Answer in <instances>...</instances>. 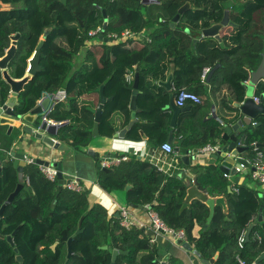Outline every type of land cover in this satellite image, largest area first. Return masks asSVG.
<instances>
[{
    "label": "trees",
    "instance_id": "trees-1",
    "mask_svg": "<svg viewBox=\"0 0 264 264\" xmlns=\"http://www.w3.org/2000/svg\"><path fill=\"white\" fill-rule=\"evenodd\" d=\"M188 1L191 8L180 16L173 28V17ZM228 1L232 0H156L148 4L144 0H66V3L62 0H0V58L11 47L12 36L19 35L16 51L7 65L9 74L15 79L24 76L27 60L35 52L43 29L55 26L41 49L43 68L21 94L15 111L19 114L29 112L44 91L56 93L66 89L67 100L57 104L50 118L66 121L57 134L59 141L78 153L87 154L94 139V112L88 107H97V89L109 79L104 87L108 100L99 129L100 136L111 138L117 116L129 119L134 76L139 67L138 121L127 138L138 139L139 129L143 128L148 145L158 147L168 140L173 114L167 107L170 93L155 81L166 79L170 63L174 62L179 67L174 74L175 94L186 89L201 98V103L192 104L190 110L179 113L174 128L179 144L185 149L220 144L224 126L235 124L241 116L231 102L245 99L249 68L256 67L261 59L264 0H234L230 16L236 26L222 29L225 46L214 37H202L196 46L197 54H194L192 37L185 29L200 31L219 23ZM104 11L108 16L104 37L108 41L111 40L109 34L130 30L145 33L151 42L139 38L115 44L98 42L99 34L92 37L89 32L103 27ZM255 58L254 65L250 60ZM229 63H232L231 70L223 74ZM217 65L209 81L212 89L208 93L202 86L207 82V79L203 81L202 73L204 68L212 69ZM130 73L133 74L131 78L128 77ZM9 94L10 86L3 79L0 68V105L7 101ZM262 95L264 81L259 82L256 90L257 97ZM211 103L219 108L221 122L215 118L203 121L202 110ZM222 108L228 117L220 112ZM254 121L256 125L245 132L247 144L252 148L255 143L258 149H263L264 114ZM14 137L7 133V125H0V160H3L0 207L18 184V171L8 154ZM195 170L194 185L210 197H224L226 201V208L222 204L215 206L206 230L209 206L194 199L182 209L189 185L183 178L160 171L138 154L129 155L111 171H99L98 183L109 195L122 192L132 207L149 204L169 226L185 232L187 241L203 259L211 260L219 253L215 264H241L238 257L245 264H264V259L257 261L264 253L261 223L254 225L243 248L238 245L239 237L248 231L264 206L260 196L264 191L252 184L250 177L242 182L240 178L231 181L218 165H199ZM25 173L31 193L22 198V191L5 207L0 220V235H3L0 236V264H111L115 249L128 252L119 254L115 264H161L169 242L161 251L144 234L143 228L136 226L128 230L122 227L116 211L101 203L90 204L87 186L82 192L67 187L59 191L58 180H48L36 163L26 165ZM128 185L131 188L127 190ZM231 186L238 191L233 188L230 191ZM21 223L22 228L14 237L15 246H12L4 236ZM79 229L82 231L75 234ZM63 231L68 237L73 236V254L69 258ZM18 255L22 256V262L17 260ZM178 262L172 256L168 264Z\"/></svg>",
    "mask_w": 264,
    "mask_h": 264
},
{
    "label": "water",
    "instance_id": "water-1",
    "mask_svg": "<svg viewBox=\"0 0 264 264\" xmlns=\"http://www.w3.org/2000/svg\"><path fill=\"white\" fill-rule=\"evenodd\" d=\"M62 2L66 3V0H62ZM146 4L156 2V0H144ZM229 6V4H225V9ZM191 8V2H186L179 10L178 13L173 17L171 21V26L174 28L176 26V23L178 22L180 16L185 13L187 10ZM1 9V5H0ZM105 16V22L103 24L101 33L99 34V39L102 41L107 42L108 39L104 37V34L106 32L107 26H108V16L106 12L104 11ZM228 24H233L230 22V12L229 10H225L223 19L214 25H212L209 28L200 30V31H193L190 28H186L185 32H187L192 37V44H191V50L194 54H197L196 46L202 37H214L217 39L222 46H224L223 40L220 36V31L223 29L224 26H227ZM55 26H49L45 27L43 29V33L41 36V39L35 49V53L33 57L30 59L29 64V70L28 73L20 80H17L9 74V71L7 69L8 61L11 59V57L14 55L16 51V41L19 38V35L12 36L13 43L11 47L8 49L6 55L0 59V68L3 71V79L9 84L11 92L15 95L22 94L26 87L29 85L30 81L32 80L33 76L40 70H42V66L40 65V57H41V49L44 44L45 39L48 37V35L51 33V31L54 29ZM110 51H108L109 55ZM260 56L262 57V60L255 70H251L250 72V79L247 83H245L246 86V98L243 102H236L234 103L235 107H237L241 114L244 115L243 118H240L235 124L232 125H225L224 126V132L222 134V140L220 142L221 149L213 154V158L215 160L220 161L219 162V169L226 175H235L237 173V170L235 167H239L241 163H244L249 166V162L241 157L239 155L246 151L248 147H240L236 146V143L238 141V138L242 135L244 131H246L247 127L251 129L254 127L253 120L258 117L261 114H264V96L262 95L260 97V102L257 103L254 100V90L255 87L264 80V46L263 51L260 53ZM219 65L212 68L207 76V82L210 81L212 75L216 71ZM172 80H173V70H170L169 73V79L167 82L160 81L159 84L165 86L168 90L172 91ZM109 79H107L104 84H102L98 89L97 92H99L100 95V103L97 108L88 107L90 110H92L95 113V121L93 125V136L96 137L100 134L99 124L101 121L103 108L108 100L104 94V87L105 84L108 83ZM139 68L137 69V72L135 73V80L133 84V91H132V97L130 102V109L132 111V121L128 125L127 128L121 130L120 124L118 123L115 127L116 130V137H125L126 131L133 127V125L137 121V96L139 94ZM53 94H51V97ZM17 97L16 96H10L5 103L0 105V125H8V134H10L14 127H20L22 125H27L26 128H24V133H27L30 136L29 139V148H31V151H34V153H37V158H34V163L40 165H51L52 167H55L58 170V186L59 191L63 189V187L67 184V182L75 177V174L71 172L70 170L75 169L79 166V162L76 160L75 157L77 155H80L79 153L75 155V157L71 154H68L66 150L69 148L66 145H64L61 141L57 140L55 136H57L59 129L61 126H63L66 122L62 123H55V124H48L46 120L41 117V113L44 108H46L48 104L47 99L41 100V102L37 103L29 112L25 114H19L15 111V107L17 105ZM170 107L173 110V117L171 121V126L175 127L177 125V119L178 114L182 110H186L190 108V105L179 108L175 104V97L173 93L170 94ZM144 136V134H143ZM145 138V136H144ZM169 143H176L174 140V132L171 130L168 138ZM67 148V149H66ZM176 151L181 152L184 156V160H190L192 151L187 150L185 148H175ZM133 151V150H132ZM88 154L90 156H95L98 159H100L101 155L97 151H88ZM11 161L13 162L14 166L17 168L18 171V184L16 186V189L8 196L7 200L2 204L0 207V220L4 215L5 207L8 204L13 203L19 194L24 191L27 192L29 195L31 193L30 187L25 180L24 177V170L26 166V153H20L12 151L10 152ZM82 156V155H80ZM119 157V156H117ZM105 158H108L105 156ZM102 162L97 163V170L98 171H111L110 168L104 167L101 164ZM81 167V165H80ZM232 170V171H231ZM2 171V161L0 160V172ZM247 173V172H244ZM258 185H263L262 183L258 182ZM130 185L127 186V190L130 189ZM231 191V188H229ZM260 196L264 200V193H261ZM194 199H199L203 202H205L209 208H210V214L207 218V222L205 225V230L210 225L214 213H215V206L217 204H222L226 208V201L224 197H210L207 193H204L200 191L196 186H192L187 191V196L185 199V203L183 205V208H186L190 205V203ZM55 204V201H54ZM139 209L145 210L146 208L144 206H139ZM82 223V219L80 221V225ZM257 223H261L264 228V206L261 207L258 211V217L255 220L254 223H252L249 226V229L247 231L246 237L248 238L254 225ZM22 223L19 224L15 230L9 234L4 236L6 240L12 245L15 246L14 237L19 232V230L22 228ZM82 230H77L75 234L80 233ZM3 237V235H0ZM63 239L67 240L68 242V258L73 254V250L71 247V242L73 239L72 237H68L66 231H63ZM174 243L180 245L185 250H188L190 252H193L197 256V260L195 261V264H215L216 260L219 257V253H216V255L211 260L203 259L200 252L193 248V246L184 239H177ZM173 242H171L168 245V249L171 248ZM102 248L107 249V246H103ZM15 252L18 253V249L15 247ZM128 253L123 252L119 250H113V261L111 264H115V260L119 254ZM171 259V254L168 252L163 259L161 260V264H168L169 260ZM264 259V253L260 256V258L257 259V261H261ZM17 260L22 262L23 258L21 255L17 256Z\"/></svg>",
    "mask_w": 264,
    "mask_h": 264
},
{
    "label": "crops",
    "instance_id": "crops-1",
    "mask_svg": "<svg viewBox=\"0 0 264 264\" xmlns=\"http://www.w3.org/2000/svg\"><path fill=\"white\" fill-rule=\"evenodd\" d=\"M233 3H234V0L228 1L227 3H225V4H229V6L225 10L228 9L229 12H230ZM230 22H232L233 24H228V25L236 26V24L233 21H231V16H230ZM224 27H226V26H224ZM125 31H127V30H125ZM221 31H220V36H221ZM122 32H124V31H122ZM130 32H132V31H130ZM132 33H133V36L130 37V38H134V39L139 38V39H142L143 41L145 40L147 42H151V39L149 37H146L145 33H140V34L139 33H135V32H132ZM262 38L264 39V35H262ZM98 39H99V37H98ZM127 40L128 39L122 40V41H127ZM98 42H105V41H102V40L99 39ZM120 42L121 41H119L117 43H120ZM12 43H13V40H12ZM89 43H91V42H89ZM92 43H93V41H92ZM105 43L115 44L116 42H113L112 39H111V41H107ZM263 44H264V42H263ZM224 46H225V44H224ZM16 48H17V43H16ZM7 51H8V49L6 50V53H7ZM34 53H33V55H34ZM32 57H30L27 60V65L25 67L24 76L28 73V70H29V67H30L29 61H30V59ZM0 59H2V58H0ZM261 60H262V57H261V59H260V61L257 64L256 67H250L249 68V73L251 72V70L257 69V67L259 66ZM250 62L255 65L257 60H256V58L255 59H251ZM231 64L232 63H229L226 66V68L224 69V73L223 74H226V73H228L231 70V68H232ZM138 68L139 67H137V69ZM178 68L179 67H177L174 62L170 63V67H169V71L167 72L166 79L155 81V83L157 85L163 87L167 92H169L170 94L173 93L174 97H176L175 84H174V74H175V71ZM171 69L173 70L172 91L168 90L165 86L159 84L160 81H163V82H167L168 81L169 73H170ZM23 77L17 78V80H20ZM250 77H251V75L249 76V79H250ZM134 80H135V78H134ZM248 81L249 80H247L246 83ZM262 81H264V80H262ZM202 86L207 90L208 93H210V90L212 89V87L209 84V82H203ZM27 88H28V86L26 87V89ZM80 89L82 90V88H80ZM138 89H139V87H138ZM256 90H257V86L255 87V90H254V96L255 97H256ZM10 96H16L17 97V103H19L21 101V94L20 95H15V94H13L11 92V89H10L9 97ZM245 98H246V89H245ZM137 99H138V96H137ZM130 102H131V99H130ZM169 102H170V100H169ZM99 103H100V95H99V102L97 104V107H98ZM231 103L234 105V103H236V102L232 101ZM192 104H194V103H188L186 106L190 105V108L186 109V110H190L192 108L191 107ZM186 106H184V107H186ZM137 107H138V102H137ZM167 107L171 110L172 114H174L173 110L170 107V103H169V105ZM129 108H130V105H129ZM218 110H219V108L217 107L216 104H212V103L210 105L206 104L204 106L203 110H202V117L204 116L203 117L204 118L203 121H205V120H207L209 118H215V119H217L218 121L221 122L223 119L220 117V115L218 113ZM130 111H131V109H130ZM138 111H139V109H138ZM238 111H239V113L241 115L240 118H243L244 115L241 114L240 110H238ZM220 112H222V114H225V111L223 110V108L220 109ZM131 113H132V111H131ZM131 113L129 115V119L127 117L123 118L120 115L117 116L115 127L119 123L121 130L127 128L128 125L130 124V122L132 121ZM137 115H138V112H137ZM178 116H179V114H178ZM228 116L229 115H227V114L224 115V117H228ZM172 117H173V115H172ZM254 120H253V122H255ZM94 121H95V113H94ZM137 121H138V118H137ZM171 121H172V118H171ZM177 122H178V119H177ZM135 124L133 126H135ZM198 124H201V122L200 123L198 122ZM255 125H256V122H255L254 126ZM26 127H27V125H22L20 127H14L13 131L10 133V134H13V136H15L14 140H13V143H12V146H11V151L10 152L15 151V152H20V153H26L27 154L26 157L34 159V158H37V155H36L37 153H34V151H31L30 150L31 148H29L30 147L29 146L30 136L27 133H24V128H26ZM175 127H172L173 132H174V128ZM132 128H130V129H128L126 131L125 137H123V138L115 136L116 130H115L114 135L111 138L100 136V134L98 136H96L92 140V145L89 147V151H91V150L97 151V152L100 153L101 157H100L99 160L95 161V163L92 162L93 165H94V168H93L94 172L91 171L90 167H89L88 170H84L82 172V173H84L83 177H85V178H80V179L83 181L84 186L85 187L87 186L88 189H89V191H88L89 192V202H90L91 205L96 204V203H101V204L105 205L107 208L111 209L112 211H116L117 212L116 215H117L118 218H120L119 206H121V205L129 206L130 209H131L134 221L137 224V227L143 228L145 230L144 234L152 239L153 237L155 238L156 235H154L153 232L149 229L150 220H149V216L147 214V210L146 209L143 210V209H139V208H135V207L130 206L125 201L124 194L122 192H118V193L114 194V196H112V195H109L104 189H102L101 186L98 183V173H99V171L97 169H95V167L97 166V163L99 161L102 162L104 159H106L105 156H107L108 158L113 159V158H118L117 156H119V157H121V156L129 157V155H131V154H138L141 158H144V159L147 158V160H149V162L151 164L155 165L158 169L160 167H163L165 170H169V164L173 163V169L169 170V172L166 173V172H164V170H160V169L159 170L164 172V173H166V174H169V175H172V176L175 175V176H177L179 178H183L184 181L189 185V188H190L192 186H196V185H194V181H195L196 175H197L196 170H195V168L197 166H199V165H201V166L218 165L219 166V162L220 161L215 160L213 158V154H209V155L198 154L195 151L197 148L196 149H187V150L192 151L189 161L188 160H184L183 159L184 155L181 152H179V151L175 150V152L169 154V153H166V152L162 151L161 150V146L151 148L148 145V143H147L148 136H147V133L145 132V130L143 128L139 129V132H138L139 138L138 139L133 140V139H128L127 138V134ZM248 129L249 128L247 127L246 131ZM7 131H8V125H7ZM246 131H244L240 137L241 138L244 137L246 139L245 140V146L248 147V149L246 151H244L243 153H241L239 155V157H241V158H243V159H245L247 161H250L253 158V156L255 155V153L257 152L258 148H257V145H255V143H252V145H253L252 148L248 146V144H247V135L245 133ZM143 134H144L145 138H144ZM55 137L57 139V136H55ZM168 138H169V136H168ZM174 140L176 141V143H172L174 149L177 148V147L183 148L179 144V141H178V139L175 136V132H174ZM166 142H169V141L167 140ZM259 150L264 151V148L263 149H258V151ZM10 152H8L9 155H10ZM72 154L77 155L78 152H74ZM79 154H81L82 156L88 155V157H93V156H90L88 153L87 154L79 153ZM94 158H95V156H94ZM2 164H3V160H2ZM87 164L90 165L89 162H87ZM26 165H28V164L26 163ZM116 166L117 165H114V166H111V167H108V168L111 169V168L116 167ZM224 175L227 176L233 182H235L237 178H240V182H242L245 179H248V177H250L249 175H247V173H243V172L242 173L241 172H237L235 175H232V174L231 175L224 174ZM24 177H25V180L27 181L28 185H30L29 177L26 175L25 170H24ZM64 187H66V186H64ZM230 188L232 190L233 186H231ZM235 188H237V187H235ZM235 188H233V189H235ZM27 195H28L27 192H23L22 196H20V197L25 198V197H27ZM115 195L118 196L119 199H117V197ZM167 242H169V244H170L172 242V240L170 238L166 237V236L158 235L156 237V241L154 243H156L158 245V247H160L161 251H164ZM166 249L171 254V257L172 256L176 257L178 259V261L182 262L183 264H195V261L197 260V256L193 252L185 250L180 245L174 243V241H173V244H172L171 248L168 249V246H167ZM163 257H162V259H163Z\"/></svg>",
    "mask_w": 264,
    "mask_h": 264
},
{
    "label": "built area",
    "instance_id": "built-area-1",
    "mask_svg": "<svg viewBox=\"0 0 264 264\" xmlns=\"http://www.w3.org/2000/svg\"><path fill=\"white\" fill-rule=\"evenodd\" d=\"M102 30V27H98L95 30H92L89 32V35L94 37L100 34ZM133 36V33L130 32L129 30L121 32V33H111L108 35V38H111L113 42H119L122 40L129 39L130 37ZM111 41V40H110ZM211 68L206 67L203 70L202 73V79L205 81L207 79V76L210 72ZM133 76L132 73L128 75L129 78ZM51 94L53 96L51 97ZM68 98V91L66 89H60L56 93H50L47 91H44L42 93V96L40 99H38L37 103L41 102L43 99L48 100V104L46 108L43 109L41 113V117H43L44 120L48 122V124H55V123H62V121H56L53 118H50V114L55 110L57 104L59 102H63L67 100ZM255 102L259 103L260 102V97H254ZM188 103H194V104H199L201 103V98L194 92L188 91L186 89H182L178 91L175 97V104L179 107L182 108L186 106ZM255 124V122H253ZM245 138H238V141L236 143V146L244 147L245 146ZM221 149V145H213V144H207L203 147L197 148L195 151L198 154L201 155H209V154H214L218 152ZM161 150L166 152V153H173L175 152V149L173 147L172 143L169 142H164L161 145ZM128 157L127 156H121L118 158H106L102 161V166L104 167H111L114 165H119L121 161L126 160ZM249 166L241 163L239 167H235L237 172H247V175L250 176V178L256 182L262 183L264 185V151L257 149V152L253 156V158L248 161ZM26 163L27 164H32L34 163L33 158H26ZM42 173L46 176V178L52 182H55L58 180V170L55 167H52L51 165L45 166V165H40ZM160 170H164V172H169V170L173 169V163L169 164V170H165L163 167L159 168ZM69 190L74 191V192H82L85 189V186L83 184V181L78 178L74 177L73 179L69 180L67 184L65 185ZM236 191H238L237 188H235ZM145 208L147 210V214L149 216V229L153 232L156 237L158 235H163L172 240V242L176 241L177 239H186V234L183 230H175L171 226H169L164 219L160 217V215L154 210L150 208V205L147 204L145 205ZM119 215H120V220H121V226L130 229L132 227H136L137 224L134 221L131 209L129 206L126 205H121L119 206ZM254 223V222H253ZM246 234L247 231H244L241 236L239 237L238 240V245L240 248L244 247V244L246 242ZM258 238L260 239V236L257 235ZM156 237L151 239V242L154 243L156 241ZM238 260L241 264H245L244 260L238 257Z\"/></svg>",
    "mask_w": 264,
    "mask_h": 264
},
{
    "label": "rangeland",
    "instance_id": "rangeland-1",
    "mask_svg": "<svg viewBox=\"0 0 264 264\" xmlns=\"http://www.w3.org/2000/svg\"><path fill=\"white\" fill-rule=\"evenodd\" d=\"M264 40V39H263ZM221 44V43H220ZM33 56V54L31 55V57ZM79 63V62H78ZM95 138V137H94ZM67 147H69L67 150H66V152L68 153V154H71V155H73L74 157H75V154H72V153H74V152H76L75 150H73L70 146H68V145H66ZM74 151V152H73ZM81 155V154H80ZM80 155H77V157H75L76 158V160L79 162V166L78 167H76L75 169H72V170H70L71 172H73L75 175H76V177H79V178H85V177H83V175H84V173H82L84 170H88L89 169V167H90V170L91 171H93L94 172V165H93V163L92 162H94L95 163V161H97L98 160V158L97 157H88V155H85V156H80ZM93 160V161H92ZM87 162H89L90 163V165L89 164H87ZM80 165H81V167H80ZM97 168V166L95 167V169ZM249 181H251V183L252 184H256V185H258V183L256 182V181H254V180H249ZM259 187H260V189H261V191L263 192L264 191V185H259ZM22 196V195H21ZM116 196V195H115ZM117 197V199H119L118 198V196H116ZM18 198V197H17ZM179 264H183L182 262H178Z\"/></svg>",
    "mask_w": 264,
    "mask_h": 264
}]
</instances>
